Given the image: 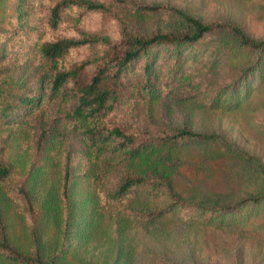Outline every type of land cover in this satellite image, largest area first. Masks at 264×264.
Returning <instances> with one entry per match:
<instances>
[{
    "label": "trees",
    "instance_id": "1",
    "mask_svg": "<svg viewBox=\"0 0 264 264\" xmlns=\"http://www.w3.org/2000/svg\"><path fill=\"white\" fill-rule=\"evenodd\" d=\"M46 1L48 4L41 10L42 19L45 29L51 31L57 29L67 8L106 10L103 5L83 0ZM129 6L131 17L136 19L130 18L129 24L109 39L79 33L78 37L46 40L42 39L41 31H31L38 61L30 65L29 59L22 67L11 68L15 71L13 75L0 76V125L23 116L27 107L36 101L39 103L45 94L58 105L49 120L60 127L55 130L38 123L31 148L33 156L38 158L44 153L47 139L64 143L59 185L64 202L68 201L71 180L75 177L72 168L80 157L83 167L80 179L91 196L117 212L115 222L130 218L150 223L176 207L187 216L181 217L185 222L194 220L205 228L229 227L264 238V165L255 157L236 149L218 134L193 132L185 125L168 133H156L107 118L120 103L137 99L153 101L167 92L190 90L201 83L205 89L199 92L207 93L204 100L210 108L236 110L244 104L263 106L264 99L252 103L248 99L251 87L264 79L261 75L264 38H253L241 26L224 18L205 21L167 5L135 0H130ZM153 20L154 27L143 26ZM156 21H162L163 26H158ZM95 43L101 46L94 60L72 59L77 51L88 50ZM1 59L0 56V73H3L6 67L1 65ZM227 62L235 66L234 72L223 76L226 69L220 67L226 68ZM26 79L30 82L25 89ZM71 138L76 141L73 147L68 143ZM200 141H217L232 147L240 158L256 165L262 188L217 199L209 206L179 201L170 186L178 165L174 152L181 144ZM4 149V141H0V193L21 206L22 210L18 211L21 218L25 225H31L37 208L27 185L34 167L44 165L45 157H39L37 164L33 162L27 167L24 156L20 161L7 160ZM14 166L26 174L25 178L8 182ZM157 184L162 185L169 203L154 209L132 203L136 195ZM1 222L0 212V256L3 258L19 264H55L67 252L63 242L46 256L34 244L29 254L21 253L7 242ZM136 228L143 229L147 235L144 227ZM149 261V264H176L163 257Z\"/></svg>",
    "mask_w": 264,
    "mask_h": 264
},
{
    "label": "rangeland",
    "instance_id": "2",
    "mask_svg": "<svg viewBox=\"0 0 264 264\" xmlns=\"http://www.w3.org/2000/svg\"><path fill=\"white\" fill-rule=\"evenodd\" d=\"M83 1L103 5L106 10L67 8L57 29L51 31L45 29L42 19L41 10L48 4L46 0H0V56L1 65L6 67L0 76L13 75L15 71L11 68L22 67L29 59L30 65L37 63L35 38L29 34L31 31H41L42 39L46 40L78 37L79 33L109 39L115 37L123 25L129 24L130 18L136 19L131 17L130 0ZM135 1L167 5L205 21L228 19L241 26L249 36L264 38V0ZM149 22L150 25L145 23L143 26L154 27L155 21ZM156 22L163 26L162 21ZM100 46L95 43L88 50L77 51L72 59L84 57L94 60ZM225 66L220 67L221 70L226 69L223 76L234 72L235 66L230 62ZM261 72L264 76V65ZM262 80L258 86L251 87L248 103L264 99ZM29 82L26 81L25 89ZM204 86L201 83L190 90H173L153 101H126L107 118L112 122L123 120L156 133H168L185 125L193 132L218 134L228 144L264 165V105L244 104L236 110L210 108L204 100L207 93L199 92L205 89ZM57 106L43 94L39 103L36 101L25 108L27 111L23 116L0 125V141H4L3 154L7 160L14 161V158L20 161L24 156L28 167L33 162L37 164L39 157H45L44 165L33 168L27 185L30 199L37 208L31 225H25L21 218L18 212L22 210L21 206L0 193L1 224L11 246L29 254L34 244L46 256L65 242L67 252L55 264H149V260L159 257L176 264H264V238L249 236L229 227L205 228L194 220L185 222L181 217L187 216L176 207L150 223L130 218L115 222L117 212L91 196L80 179L83 171L80 157L72 168L75 177L71 180L68 201L64 202L59 193L64 143L47 139L44 153L38 158L33 156L31 148L38 123L50 125L55 130L60 127H56L57 122L49 120ZM68 143L73 147L76 141L71 138ZM174 155L178 165L170 186L182 203L209 206L217 199L262 188L257 166L240 158L232 147L217 141L184 143ZM25 175L14 166L8 182L25 178ZM132 203L154 209L164 206L169 200L162 185L157 184L136 195ZM138 225L147 230V235L143 229L136 228ZM0 264L19 263L0 256Z\"/></svg>",
    "mask_w": 264,
    "mask_h": 264
}]
</instances>
